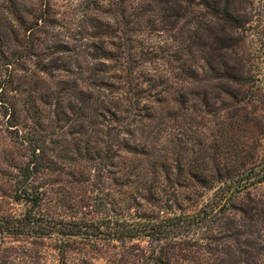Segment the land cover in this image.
<instances>
[{
  "label": "rangeland",
  "instance_id": "1",
  "mask_svg": "<svg viewBox=\"0 0 264 264\" xmlns=\"http://www.w3.org/2000/svg\"><path fill=\"white\" fill-rule=\"evenodd\" d=\"M42 1L15 0L31 10ZM207 1L128 0L133 22L125 27L112 22V0H44L47 19L32 31L29 15L21 26L11 12L16 5L0 0V50L24 56L14 67L23 77L20 121L36 99L29 114L42 117L51 133L48 169L38 180L47 213L94 219L100 204L131 217L193 212L213 196L205 180L264 167V0ZM215 2L241 23L216 18ZM123 42L161 81L144 84L135 115L127 111L123 72L112 59L90 55L103 48L112 54ZM56 44L70 52L53 53ZM53 58H71L73 71L40 69ZM116 116L125 120L120 137L137 149L112 163ZM6 120L0 107V215H17L24 210L17 166L27 151L11 139ZM238 200H264V183ZM119 244L100 245L92 263L112 264Z\"/></svg>",
  "mask_w": 264,
  "mask_h": 264
},
{
  "label": "trees",
  "instance_id": "2",
  "mask_svg": "<svg viewBox=\"0 0 264 264\" xmlns=\"http://www.w3.org/2000/svg\"><path fill=\"white\" fill-rule=\"evenodd\" d=\"M9 1L16 5L11 12L17 23L25 26L28 15L33 19L26 30H38L46 21L44 0L32 10L15 0ZM186 1L195 4V0ZM203 1L209 6L207 0ZM130 6L128 0H112V22L130 26L133 22ZM212 9L218 19L241 23L231 12H223L219 2H215ZM115 45L116 52L112 54L103 48L90 55L112 59L116 64L113 67L123 72L122 91L130 103L127 111L135 115L144 84L158 86L161 81L156 74L148 76L144 70L146 60L140 64L127 42ZM67 51L70 52L67 44L54 45L53 53ZM28 55L25 60H31V52ZM23 58L0 50V107L8 118L6 125L11 139L27 151L26 160L17 166L15 179L16 199L23 201L24 210L17 215H0V264H94L92 261L102 252L100 245L112 243H120L115 256L110 255L112 264H236L234 261L259 264L257 261L264 258V200H248L243 206L238 199L251 185L264 183V167L242 174L230 171L225 176L205 180L204 188L214 190L213 196L193 212H173L161 218L131 217L119 214L113 206L100 204L96 209L99 216L94 219H68L47 213L44 208L47 192L38 180L48 169L51 133L42 117L29 114L36 99L28 100V115L20 121L23 77L15 76L14 67ZM53 59L40 69L46 73L73 71L71 58L60 62V58ZM52 98L57 102L61 99L60 95ZM39 101L48 103L44 97ZM112 123L116 125L112 128L110 145L113 163L120 152H136L137 148L136 144L120 137L119 128L124 125V118L116 116ZM238 215L241 217L237 218Z\"/></svg>",
  "mask_w": 264,
  "mask_h": 264
}]
</instances>
